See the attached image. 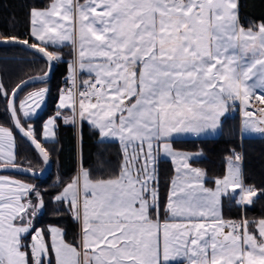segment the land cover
Wrapping results in <instances>:
<instances>
[{
  "label": "snow or ice",
  "instance_id": "snow-or-ice-1",
  "mask_svg": "<svg viewBox=\"0 0 264 264\" xmlns=\"http://www.w3.org/2000/svg\"><path fill=\"white\" fill-rule=\"evenodd\" d=\"M236 9V0H51L46 9L31 10L37 41L67 42L76 52L73 89L60 100L71 113L64 122L87 121L103 140L118 141L124 161L108 178L82 171L55 197L67 201L81 223L79 245L50 229L56 264H264V219L253 233L247 220L226 222L219 212L222 197L235 195L251 205L258 196L243 183L242 157H229L226 174L209 189L205 173L188 163L191 157L170 146L174 133L218 128L236 101L245 108L243 130L264 134V107L259 118L247 111L253 98L264 104V24L245 30ZM20 43L49 61L60 59L45 47ZM77 66L90 77L79 90ZM46 92L31 93L20 105L24 118L35 114ZM11 113L47 161L31 126H21L14 102ZM47 123L44 136L54 137V120ZM14 150L13 133L0 127V166L14 165ZM160 153L180 165L163 221L155 185ZM39 208L43 199L32 186L0 178V264H50L40 230L25 243Z\"/></svg>",
  "mask_w": 264,
  "mask_h": 264
},
{
  "label": "trees",
  "instance_id": "trees-1",
  "mask_svg": "<svg viewBox=\"0 0 264 264\" xmlns=\"http://www.w3.org/2000/svg\"><path fill=\"white\" fill-rule=\"evenodd\" d=\"M50 3L51 0H0V39L15 37L16 40H27L34 44L30 36V12L32 9H45ZM238 6L241 27L251 28L256 24H264V0H238ZM46 50L60 56L50 80L24 89L17 97L15 106L17 108L19 100L31 90L41 86L47 89L44 107L37 116L27 120L22 119L18 112L17 116L26 130L31 126L33 137L47 151L52 171L42 181L13 174L5 175L26 181L43 199V208L39 214L32 217V231L25 238V242L29 240L34 230L45 229L51 225L63 232V238L67 243L78 245V222L74 220L69 207L55 201V197L71 182L77 171L76 126L65 123V117L70 118V113L61 112L57 108L62 80L69 77L68 66L72 60V53L69 46L48 47ZM46 69L47 63L42 58L20 47H0V85H3V94H0V126L9 128L14 135L15 165L34 171L42 169V162L34 150L14 131L7 113V100L19 82L42 75ZM232 109L236 110L235 106L222 120L218 137L172 140L170 145L176 151L201 155L192 160L191 165L205 173V186L208 188L214 186L216 179L225 175L229 157H234L235 154L242 157L243 183L245 186L255 188L258 196L250 206L243 209L233 199L225 197L222 199L221 214L226 221L247 220L248 228H252L258 221L264 219V137H241L238 112ZM50 119L54 120L55 136L44 139L43 126ZM104 144L96 130L86 123L80 125L79 152L82 169L92 173L94 157ZM172 176L171 162L161 160L158 163V203L162 216ZM28 199L35 204L36 198L33 194H29Z\"/></svg>",
  "mask_w": 264,
  "mask_h": 264
},
{
  "label": "crops",
  "instance_id": "crops-1",
  "mask_svg": "<svg viewBox=\"0 0 264 264\" xmlns=\"http://www.w3.org/2000/svg\"><path fill=\"white\" fill-rule=\"evenodd\" d=\"M236 2H237V9H236V11L238 12V24H239V26H241L240 25V23H239V6H238V0H236ZM50 5V4H49ZM46 9V8H45ZM43 10V9H42ZM259 25H261V24H256V25H253L252 27H251V29L253 30V31H256L257 30V28H258V26ZM33 27V25L31 24L30 25V36H31V38H32V40H33V42H34V44H37V45H39V46H41V47H45V49L46 48H60V47H63V46H69V48H70V51H71V53H72V60H71V62H70V64H69V66H68V75H69V80L70 81H72V75H73V73H72V66H73V62L76 60V52L74 51V49H73V47L71 46V44L70 43H67V42H65V44L63 45V46H59V47H57V46H52V45H47V46H45L42 42H40V41H37L36 39H35V37H33L32 35H31V28ZM245 30H247V29H249V28H244ZM88 79H90V77H89V73L87 72V71H81L79 68H78V66H77V68H76V80H78L79 82H83L84 80H88ZM34 92H37V91H31L30 93H28L27 95H25L24 97H22L20 100H19V102L17 103V112H18V114L21 116V117H23V113H22V111H20L19 109H20V105L26 100V98H28L29 96H30V94L31 93H34ZM62 95H64V93H61ZM60 100V96H59V99H58V101ZM241 104V102L240 101H236L235 103H234V106L235 105H237V104ZM232 108V107H231ZM231 108L229 109V111L224 115V116H222L221 118H220V121H219V125H221V122H222V120L225 118V117H227L228 115H229V113H230V111H231ZM40 109V108H39ZM61 112H65V111H68V112H70L68 109H66V110H60ZM243 117H244V115H243ZM24 118V117H23ZM24 119H31V116L29 117V118H24ZM82 123H86V124H88L91 128H93L94 130H96L97 132H98V130L97 129H95L92 125H90L87 121H78V124H77V126H76V134H77V171H76V175L74 176V178L71 180V182L70 183H72L80 174H81V172L82 171H84V169H82L81 168V164H80V152H79V132H80V125L82 124ZM210 131V130H209ZM209 131H205V132H203V133H200L199 135H202V134H205V133H208ZM189 135H190V137H193V138H197V134H194V133H188ZM240 136L241 137H243V134H242V131H241V128H240ZM103 140V139H102ZM170 141H172V140H170ZM103 142L105 143L104 145H102L101 146V148H100V150L98 151V153L95 155V157H94V163H93V171H92V173H89L90 174V176H91V178L92 179H100V178H108V177H110V176H115V175H117L118 173H119V171H120V169H121V167H122V164L124 163V161H123V152H122V147H121V145L119 144V142L118 141H116V140H112L111 142H108V141H105V140H103ZM171 146V145H170ZM172 148V147H171ZM172 150H174L173 148H172ZM15 151V150H14ZM176 151V150H175ZM158 157H160V156H158ZM161 160H166V161H170V160H167V159H160V158H157V160H156V164H155V185H156V187H157V189H158V163L161 161ZM192 160H194V159H191L190 161H188V163L190 164V166L191 167H193V168H196V167H194V166H192L191 165V161ZM171 162V164H172V167H173V176H172V179L170 180V184H169V187H168V192H167V197H166V205H167V202H168V197H169V193H170V189H171V184H172V181L176 178V176H177V173H176V171H175V169H176V166H175V164L172 162V161H170ZM239 163V165H240V168H241V161H239L238 162ZM14 164H15V162H14ZM227 165H228V163H227ZM226 168H227V166H226ZM198 169V168H197ZM203 172V171H202ZM241 175H242V168H241ZM0 178H7L9 181H15V182H19L20 184H24V185H30L29 183H27L26 181H23V180H21V179H18V178H14V177H10V176H6V175H0ZM69 183V184H70ZM204 184H205V176H204ZM68 185V184H67ZM66 185V186H67ZM30 186H32V185H30ZM65 186V187H66ZM64 187V188H65ZM206 187V186H205ZM215 187H216V184H215V182H214V186L213 187H211V188H209V189H215ZM64 188H63V190H64ZM208 188V187H207ZM63 190L58 194V195H60V194H62V192H63ZM237 191H239V190H237ZM158 195H159V190H158ZM225 197H230L231 199H233L235 202H236V204L237 205H241L243 208L244 207H247V206H250V205H247V204H244V205H242V204H240V203H238L237 201H238V199H239V197L238 196H235V195H228V196H225ZM225 197H222L221 198V203H220V205H219V212H220V215H221V217H222V214H221V204H222V199L223 198H225ZM256 199V197H254L253 198V200H255ZM56 201V200H55ZM56 202H58V203H60V204H64L65 206H67V207H69L70 208V205L68 204V202L67 201H56ZM159 202V201H158ZM166 205H165V208H164V211H163V216H162V214H161V212H160V210H159V218H160V220L161 221H163V220H165L166 218H167V213H166ZM72 212V211H71ZM36 214H39L38 212H36ZM72 216H73V214H72ZM73 218H74V216H73ZM74 220H76L75 218H74ZM224 220V219H223ZM77 222H78V225H79V243H80V239H81V223L78 221V220H76ZM224 221H226V220H224ZM227 222V221H226ZM236 223H240V222H236ZM258 223V222H257ZM257 223L252 227V228H248V229H250V231L251 232H253V233H256L257 231H258V228H257ZM54 226H51V225H49V226H47L45 229H36V230H40L42 233H43V236H44V238H45V240L48 242V244H49V260H50V263L51 264H56V261H55V254H54V252H52L51 251V233H50V229L51 228H53ZM56 228V227H55ZM36 230H34L33 232H32V234L30 235V237H29V240L27 241V243H31V236L34 234V232L36 231ZM227 230V229H226ZM30 233V232H29ZM63 233V232H62ZM28 236V235H27ZM26 236V237H27ZM26 243V242H25ZM79 245V244H78Z\"/></svg>",
  "mask_w": 264,
  "mask_h": 264
},
{
  "label": "water",
  "instance_id": "water-1",
  "mask_svg": "<svg viewBox=\"0 0 264 264\" xmlns=\"http://www.w3.org/2000/svg\"><path fill=\"white\" fill-rule=\"evenodd\" d=\"M20 41H23V40H16V39L14 40V39L2 38V39H0V47L1 46H16V47H20L23 50H25V51L33 54V55H36V56L42 58L47 63V69H46L44 74L39 75V76H32V77L26 78V79L22 80L21 82H19L13 88V90L9 94L8 100H7V113L9 115V117H10V120H11V123H12L14 131L18 134L19 137H21L34 150V152L37 154V156L39 157L40 161L42 162L43 169L41 171H34V170L29 169V168L14 164V165L0 166V175L13 174V175L22 176V177H28V178L34 179L36 181H42V180H45L49 176V174L51 173V171H52V163H51L49 157H48V160L45 161L43 159V155L40 153L39 149H37L35 147V144L32 142V140L27 138V137H25L18 130V128L15 126V119L16 118H14L12 116L11 104L13 102L15 103L17 97L19 96V94L24 89H26L28 87L44 84L47 81H49L51 76H52V74H53L54 68L56 66V61L55 60L49 61L48 58L43 53L39 52L37 49L29 48L28 45L22 44V43H20ZM28 44H33V43H29L28 42ZM46 51L49 52L48 50H46ZM13 92H15V96L14 97L12 95ZM34 140L36 142H38L35 138H34ZM41 147H42V145H41Z\"/></svg>",
  "mask_w": 264,
  "mask_h": 264
},
{
  "label": "rangeland",
  "instance_id": "rangeland-1",
  "mask_svg": "<svg viewBox=\"0 0 264 264\" xmlns=\"http://www.w3.org/2000/svg\"><path fill=\"white\" fill-rule=\"evenodd\" d=\"M37 27H38V25H37ZM50 52V51H49ZM50 53H53V52H50ZM54 54V53H53ZM55 61H57V60H55ZM41 89H46L44 86H41V87H38V88H35V89H33V90H31V91H39V90H41ZM30 91V92H31ZM30 92H28V93H30ZM28 93H26L25 95H27ZM24 95V96H25ZM23 96V97H24ZM62 94H60V100H61V98H62ZM44 100H45V98L43 99V101H42V103L40 104V109L39 108H37L36 109V111H35V114L34 115H31V118H34L35 116H37L38 114H39V112H41V110L43 109V107H44ZM60 100L58 101V104H57V108L59 109V110H66L67 108H61L60 107ZM244 106L242 105V104H240V109H239V112H238V110L236 109V110H234V109H232V110H234V111H237L238 112V116H239V124H240V128H241V131H242V134H243V137H264V134H262V133H254V132H246V131H244L243 130V122H244V117H243V112H244ZM69 110V109H68ZM70 113V112H69ZM240 113V114H239ZM70 117H71V113H70V115H69ZM22 119H24L23 117H22ZM24 120H26V119H24ZM50 120H53V119H50ZM49 121V120H48ZM77 124H78V122L75 124V126H77ZM48 126V123L47 124H45V126H43L44 128H43V134H44V131H45V128ZM0 127H4V126H0ZM4 128H6V127H4ZM7 129H9V128H7ZM10 130V129H9ZM11 131V130H10ZM12 132V131H11ZM219 134H220V125H219V127L218 128H216L215 130H210L208 133H205V134H202V135H198L197 136V138H216V137H218L219 136ZM13 138H14V135H13ZM189 138H193V137H190V135L188 134V133H174L173 135H172V137H171V139L170 140H180V139H189ZM44 139H47V138H44ZM14 142H15V140H14ZM174 152H176V153H179V154H187L188 156H190L191 157V159H197V158H199L201 155L199 154V153H185V152H180V151H175V150H173ZM158 156H160V157H158ZM157 156V158H160V159H167V160H170V161H172L174 164H175V166H176V168L177 167H179L180 165H179V163L177 162V160H175V159H173V157H171V156H164L163 155V153H160L159 155ZM190 159V160H191ZM189 160V161H190ZM238 163V162H237ZM228 166V165H227ZM42 169H43V167H42ZM41 169V170H42ZM40 170V171H41ZM226 170H227V168H226ZM226 174V173H225ZM39 193V192H38ZM34 197L36 198V202H35V204L37 203V197L34 195ZM240 207L243 209V207L240 205ZM37 212L38 213H40L41 212V208H39V209H37ZM241 221H243V220H241ZM241 221H237V222H241ZM249 231H250V229H248ZM251 232V231H250ZM26 244H29V243H27L26 242Z\"/></svg>",
  "mask_w": 264,
  "mask_h": 264
},
{
  "label": "built area",
  "instance_id": "built-area-1",
  "mask_svg": "<svg viewBox=\"0 0 264 264\" xmlns=\"http://www.w3.org/2000/svg\"><path fill=\"white\" fill-rule=\"evenodd\" d=\"M82 83L83 82H79L78 80H76L75 90H79V88L81 87ZM68 89H73L72 81H70L69 78H63L62 83H61V93H65ZM262 107H264V104H262L259 100H256L255 98H253L250 101V106L247 107V111L256 112L257 113V118H259V110ZM235 108L239 112L240 104L238 103L237 105H235Z\"/></svg>",
  "mask_w": 264,
  "mask_h": 264
}]
</instances>
